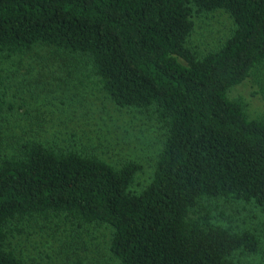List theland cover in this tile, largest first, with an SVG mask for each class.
Instances as JSON below:
<instances>
[{
  "label": "trees",
  "instance_id": "16d2710c",
  "mask_svg": "<svg viewBox=\"0 0 264 264\" xmlns=\"http://www.w3.org/2000/svg\"><path fill=\"white\" fill-rule=\"evenodd\" d=\"M219 9L232 33L205 53L189 47L194 14ZM37 45L85 57L111 104L150 112L162 139L148 183L134 191L142 164L132 157L115 165L42 141V122L31 135L0 69V264H42L8 239L20 233L13 225L58 215L109 226L111 264H243L237 254L257 251L253 231L192 212L221 197L264 214V122L227 95L264 60V0H0V55Z\"/></svg>",
  "mask_w": 264,
  "mask_h": 264
},
{
  "label": "rangeland",
  "instance_id": "374dc122",
  "mask_svg": "<svg viewBox=\"0 0 264 264\" xmlns=\"http://www.w3.org/2000/svg\"><path fill=\"white\" fill-rule=\"evenodd\" d=\"M193 21L186 44L203 53L218 48L234 29L232 18L222 9L195 13ZM2 54L0 69L3 84L9 88L7 97L24 104L20 109L23 118L18 119L26 120L30 116L31 135L42 122L39 129L42 141L72 146L76 150L84 148L115 165L132 157L142 164V169L136 174L131 189L139 191L148 183L162 139V130L150 112L114 107L91 73L87 59L80 54L39 45L6 59ZM227 95L242 99L246 117L264 122V60L244 81L230 87ZM1 121L0 129L4 128ZM26 129L25 125L24 132ZM99 139L102 145L96 143ZM123 139L126 140L124 148H112ZM10 143L12 141L6 138L1 144L5 153ZM92 146L96 148L91 149ZM199 205L192 212L195 217L204 208L218 224L253 231L258 237L257 251L237 255L243 264H264V214L258 207L221 197L204 198ZM14 227L21 228L20 233L14 232L8 244L26 260L42 264L114 262L108 248L111 228L104 224L77 227L65 216L58 215L34 217Z\"/></svg>",
  "mask_w": 264,
  "mask_h": 264
}]
</instances>
